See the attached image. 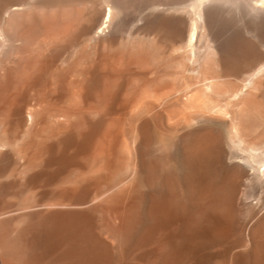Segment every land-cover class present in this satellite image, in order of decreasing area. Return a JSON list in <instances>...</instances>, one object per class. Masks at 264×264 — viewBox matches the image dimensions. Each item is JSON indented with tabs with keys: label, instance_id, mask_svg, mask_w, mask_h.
<instances>
[{
	"label": "bare ground",
	"instance_id": "1",
	"mask_svg": "<svg viewBox=\"0 0 264 264\" xmlns=\"http://www.w3.org/2000/svg\"><path fill=\"white\" fill-rule=\"evenodd\" d=\"M105 1L107 9L102 21H99L98 15L90 17L88 14L86 19L83 18L85 14H78L83 10L75 13V18L81 25L79 32L83 35L88 34V31L91 33L94 26L100 29H93L94 33L88 35L89 40L99 46L103 35L108 36L109 32L111 34L112 27L115 28L116 24L121 25L127 7L122 3L123 0ZM141 1L144 4L146 0ZM257 2L261 5L258 6ZM25 5L24 1L3 6L5 8L0 20V61H5L9 44H18L25 39V36H18L17 31L12 37L6 33L9 26L18 30L20 24H24L30 17L23 13ZM156 9L174 11L169 21L163 22L157 14L149 20V24H166L172 29L170 36L176 43V52L163 55L164 57L155 56L157 54H151L150 50L146 52L145 48L131 40L123 46L126 48L123 51L124 59L120 57L102 68L105 54H101V50L100 54L103 56H99L97 62L81 66L90 75L85 74L89 76H84L83 86L79 85L82 87L80 93L74 85L78 93L74 95L73 91V97L70 94L71 97L66 96L63 101L52 99V102L51 98L47 99L51 103L48 104L50 108L68 115L67 121H61L60 118V121L58 119L49 123L48 132L43 130V124L47 122L45 116L50 109L48 106L35 103L31 106L30 102L27 103L29 100H26L27 111L20 106L5 110L8 106L7 96L12 92L14 94L23 87L30 89L33 86L37 90L36 85L41 82L47 66L42 68L43 62L40 65L38 62L32 63L29 58L21 56L24 54L15 58L16 66L11 68L9 60L5 65L7 67L3 66L0 74L3 78L1 91L4 95L0 98V111H10L4 113L6 117L15 113L21 116L13 125L9 117V121L0 118V176L7 173L9 177L16 176L15 180L0 182V211L16 205L15 202L4 201V196L14 182L26 185L39 177H54L58 172L62 177L71 176L74 182L68 188L63 187L57 197L46 205L38 204L33 207L25 204L29 199L25 197L21 198L20 204L17 203V206L20 205L18 208L1 211L0 264H264V138L248 139L244 137L245 132L235 128L239 142L235 134H231L227 145L211 149L214 141L222 137V130L218 131V136L214 133L217 129L213 115L227 114V106L233 100L239 101L238 98L246 88L256 85V80H259V75L264 71V0H149L142 10L152 12ZM38 11L42 12L41 9ZM46 11L45 9L44 12ZM17 13L23 18L18 22L14 18ZM63 13V20L73 18L68 11L64 15ZM26 15L29 17L24 19ZM45 16L50 15L45 13ZM212 18L214 21H210ZM222 21L232 22L229 32L225 31L227 33L218 38L217 28L220 30L218 25ZM223 25L222 23L221 28ZM137 27L138 23H132L130 33ZM47 28L50 30L51 27ZM64 28L67 30L65 26L59 29ZM238 28L243 29L248 36L236 33ZM56 33L58 34L57 31ZM229 33L234 34L233 40L226 49H222V45H219L220 38ZM51 35L50 38H53V34ZM76 50L74 53L72 51L74 58H70L71 68L79 66L86 56L83 47L77 52ZM96 53L99 54L97 51ZM210 55L217 57L216 67L220 74L240 79L245 70L255 71L241 79L240 88L232 86L231 89L230 85L224 91L216 90L220 88H217V82L221 77L207 74L209 66L212 67L210 62H206ZM113 57L111 56L112 59ZM175 58L179 59L178 64L173 62ZM174 68L183 72V75L184 72L199 71L196 76L191 73L197 79L193 78L191 82L187 80L188 83L184 81L185 85L176 88L172 85L169 90L167 84L170 80L172 82L173 75L170 78L165 75L174 73ZM119 70H136L145 75L148 73L144 72L155 73L161 80L158 81L160 85L167 79L165 84L168 90L162 91L165 84L157 86V78H154V82L149 81L139 91L130 77L124 86L128 89H124L126 92L123 97L119 96L125 82ZM100 77L104 79L100 81ZM153 77L155 76L150 80ZM39 86L40 84L38 88ZM38 90H33L37 92V96L34 93L36 101L40 98V89ZM48 93L43 95L47 98ZM14 97H9L12 98V104ZM33 98L30 100L33 101ZM129 107H132L128 110L131 115L127 116L131 117L129 122L125 118L122 120L123 115L120 119L105 117L106 113L112 111L125 115ZM159 115L162 118L168 117L167 127L159 123ZM125 125H129L128 130L136 131L132 143L130 142L132 147L127 144L130 131ZM158 134L167 138L171 142V148H175L179 169L160 172L159 163L149 160L150 156L146 158L150 155L147 152L152 150L151 145L157 141ZM165 144L167 146L168 143ZM147 149L149 150L146 152ZM12 152L18 153L22 162L18 167L9 169L5 163ZM218 162L224 164L229 177L227 180L217 176L218 170L214 173ZM244 177L247 178L248 185L259 192L257 197L254 192H243ZM102 187L105 188V198L100 201L92 200L90 195ZM17 194L18 192L16 196ZM98 195L95 193V196ZM242 195L257 200L255 207L258 211L254 222L239 226L234 205ZM98 213L109 223L117 225L120 232H124L125 245L122 249H116L112 242L97 231L95 218ZM23 216L28 218L27 222L14 231L8 228L15 219ZM103 221L107 222L105 219Z\"/></svg>",
	"mask_w": 264,
	"mask_h": 264
},
{
	"label": "rangeland",
	"instance_id": "2",
	"mask_svg": "<svg viewBox=\"0 0 264 264\" xmlns=\"http://www.w3.org/2000/svg\"><path fill=\"white\" fill-rule=\"evenodd\" d=\"M24 1H25L26 5L24 6L25 7V10H24L23 13H25V14L27 13V15L30 16L29 17V16L26 15V17L24 18V19H26L27 17H29L28 18L29 20L28 19L25 20V22L28 21V23L26 22L27 23L26 24L24 22V24H20L21 26L19 28H17L18 30H16L15 28H12V27L9 26V28H11V31H9L10 29L7 28V30L9 32L6 31V33H7L8 36L10 35L12 37L13 35H15V34H17L19 32L18 33V36L21 37V35H22V38L25 36L24 37L25 39L22 42L18 43V44H9V50H8L9 53L8 52L6 53L5 61H3V59H2V61H0V73L4 69V67L5 68L7 67L5 65L8 62V60H9V62L11 64V66H10L11 68L13 66H16L17 65V61H16L17 59H15V58H18L21 54H24V55H21L22 57L29 58L32 61V63H33V61H34V63L35 62H38L39 65H40V63L42 64V62H43L44 63L43 64L44 66L42 65V68H44L46 66L48 68L47 67L44 68L45 69L43 71L44 76H43L41 82L39 83L40 84L39 88H38V85L39 84L36 85L37 86V90H36V87L33 86L34 88L33 87H30V89L27 87L28 90L26 89V87H25V89L23 87L22 90L20 89V92H19V90H17L16 92H14V94H12L13 93L12 92L10 94L12 96V98L15 96L14 97V100H13V104H12V98L11 99L9 98L11 96L8 95L7 96V98H8V106H11V105L12 106H11V108L10 107L8 108V106H7L5 110H10V109L12 110V108H14L16 106L17 107L20 106L22 108L25 107L24 110L27 111L26 106L28 107V104L27 103H29V102L31 103V104L29 103V105H31V106L34 103L37 104V105H42L43 104L44 106H48V104L51 105L50 101L52 102L53 100H56V99H57V101H63L66 96H68V97H71L72 96L73 97V91H74V95L77 94L78 92L80 93V90H81L82 87H80L79 85L83 86L85 84V80H84L85 77L84 76H89L90 75V72H87V71L82 70L81 69V66H86V65H88L89 62L90 63L95 62V61L97 62L98 61V57L99 56H103L104 54H105L104 55L105 57H104V60H103L104 63L102 62V64H103V66H101L102 68L107 67V65L110 64L113 60H117L120 57H122L124 59L125 55H123L124 54L123 51H125L126 48L123 47V46H126V43H129L131 40H134V42L136 41V43H138L137 45H140L141 48H145L147 50L146 51L144 49L146 52H150L151 51L150 52L151 54H153L152 52H154L155 54H157L155 56H163V55L167 56V54H171L173 52L174 53L176 52V48H177L176 47V43H175L174 39L172 38V36H170V35H172V29L168 25H166V24H162L163 26L162 25H159V24H157V25H153V24L150 25L149 24V20L152 19V18H155L157 14H158V16H160L161 19H163V22L169 21V19L173 16L174 11H172V10H170V11H159L158 9H156V11L153 10L152 12H150V11L147 12V10H142L147 5V3L149 2V0H146V1L144 0L145 1L144 4L141 3L142 2L141 0H133V1L132 0H123L122 3L124 4V6H127V7H125L126 12L124 13V15L122 17V20H121L122 23L120 22L121 25L120 24H116L115 28L112 27V30L113 29L114 30L116 29V30L115 31H112L111 30V34L109 32L108 33V36L107 35H103V37H102L103 40L101 39L102 42H101L100 46L97 45V44H95L94 42H92L88 38V35L89 34L91 35V33H94V31H92L93 29L95 31L96 30H100V29H98L96 26H94L93 29L91 28L92 29L90 31L91 33H89V31H88V34L86 33V34L83 35L82 33L79 32L80 31V28H81V25H80V22L77 21V19L75 18V16L77 14V10H79V11L83 10L82 11L83 13L82 12H79L78 13V14L81 13V16H83L85 14V16H83V18L86 19L88 17V14L90 15V17L92 15H96V16L98 15V17L100 19L99 21H102L103 20L104 13H105V10L107 9V5H106V1L105 0H0V20H1V17L3 16V10L6 7V5H9V3L12 4L14 2L17 3V2H24ZM145 3H146V5H145ZM256 4L258 6L261 5L260 2H257ZM143 5H145V6H143ZM3 6H5V7H3ZM141 7H142V9H141ZM39 9H41L42 12L38 11ZM45 9L47 10L46 12H44ZM86 9H87V11H86ZM33 10H35V11L33 12ZM62 10H64L63 11L64 13H65V11H68V13H70L73 18L72 19H69V20L68 19H64L65 20L64 21L62 15H61L63 12H61V14H60V11H62ZM30 11H32V12H30ZM143 11L144 12L146 11L145 12L146 14ZM48 12L49 13L51 12L52 15L54 13V15L52 16L51 13L49 14ZM28 13H30V14H28ZM45 13H46V15H50V16H45ZM64 13H63V15H64ZM180 13H182V12H180ZM180 13H177V14H180ZM18 14L19 13L15 14V16L13 15L14 18H16V21L17 22H18V20H22L23 19L22 16L20 14L19 15ZM184 14H186V13H184ZM141 15H143L142 20L140 19ZM47 19H49V20H47ZM48 21H49V23H48ZM75 21H76V23H75ZM146 21H148V23ZM210 21H214V19L213 20H210ZM65 22L68 23V24H66ZM230 22H232V21H228V22L222 21L218 25V27H220V30H219V28H217V35H219L218 38L220 36H224V34L227 33L225 31H227L229 29V27L231 25ZM132 23H138V26H139V27L136 28V30H134V32H132L133 34L130 33L131 32L130 30H131ZM222 23L224 24L223 25L224 30H223V28H221L222 27ZM227 23H229V24H227ZM42 24H43V26H42ZM50 24L53 25V26H51ZM23 25H25V26H23ZM117 25H119V26H117ZM18 26H16V27H18ZM48 26L51 27V28L54 27L55 30L58 32V34L56 33V31H54V28L53 29L50 28V30H49L47 28ZM63 26L67 27V30L65 28H64L65 31L59 29V28H63ZM226 27H227V29H226ZM45 28H47V29H45ZM158 28H160V29H158ZM238 29L236 30V33H242L243 35H245L243 29H241V28H238ZM16 31H17V33H16ZM24 31L27 33L26 34L27 36L25 35V32ZM47 32L48 33L50 32L51 34H53L54 37L53 38H50V35L51 34L50 33L48 34ZM59 32H60V34H59ZM228 32H229V30H228ZM262 33H263V31H262ZM81 34H82V36H80ZM229 35H231V36H229ZM169 36H170L171 39L169 38ZM245 36H248V35L246 34ZM51 37H52V35H51ZM56 37L57 38L59 37V38L57 39ZM232 37H234V34L232 35L231 33H229V34H227V36L220 38V41L221 42L218 39L219 45L220 44L222 45V47H221L222 49H226L228 47V45L230 44L231 40H233ZM44 38H46L47 40L45 41ZM38 40H40V41H38ZM110 40H112V41H110ZM76 41H78V42L76 43ZM82 43L86 47H88V48H86ZM87 43L89 44V46H88ZM80 44H82V45H80ZM106 44H107V46H106ZM144 44H145V46H144ZM96 46H98L99 48L96 47ZM70 47H72V48H70ZM82 47H83L84 53L86 55V56H84L85 59L83 57L82 61L79 64L80 67L78 65H76V66H74V67L71 68L70 67V63L72 62V59H70V58H74L73 57V53L75 52V49H77L76 50V52H77L78 49L81 50ZM102 47H103V49H102ZM111 48H113V50ZM116 48L119 49V50L116 51L117 50ZM120 49H122V50H120ZM85 50H87V51L85 52ZM95 50L99 54L101 53V50H102V53L101 54H103V55H101V54L100 55L99 54L97 55V53H96ZM103 50L105 52H103ZM158 50H159V52H158ZM38 51H40V52H38ZM72 51H73V53H72ZM119 51H121L122 54ZM11 53H13V55H11ZM59 55L60 56L62 55L63 57L61 56L62 57L61 58ZM111 56H114L113 57L114 59H112ZM110 59H112V60H110ZM177 59L178 58H175V60H173V62L176 61V63L178 64L179 63L178 62L179 59L178 60ZM69 60H70V62H68ZM83 60H85L86 62L85 61L83 62ZM109 60H110V62H108ZM206 62H207V64H209V62H210V64H212V67H211V65L209 66L210 69L207 70L208 71L207 74L210 75L212 73V76H220L221 77L220 80H218L219 82H217V88H219V87L220 88L219 89H216V90H221V91H224V90L228 89L230 85H231L230 86L231 89H232V86H233V88H235V86L238 87V88H240V86H241L240 84L242 83L241 79L244 78L245 75H248V73H253L255 71V69H253V70L252 69L245 70L244 73L242 74V76L239 79V78H235L234 76L233 77H231V76L229 77V75H227V74H220L219 71L217 70V67H216L217 62H218L217 57H214L213 58V56L210 55V57H208V59L206 60ZM38 63H36V64H38ZM85 63H87V64H85ZM176 68H178V67H176ZM176 68H174L175 69L174 70L175 71L174 73H171L170 72V75H169V73H167L168 75H165V76H168L167 78H170V76L173 75L171 77L172 82H170L171 80L170 81L168 80L169 81L168 84H167V85H169V87H167L168 89L169 88L171 89V86L172 85H174L175 86L174 88H176L178 86L180 87L182 84L185 85V83H188L187 80H189L191 82V79H193V78L197 79L196 77H193V75L196 76V73H198L199 71H196V72L195 71H191V73H193V75L190 72H188V73H190V75L188 73L184 72L185 74H188V76H186L185 74H184L185 75L184 76L183 75V72H181L182 73L181 74L180 72L177 71L178 69L176 70ZM169 70L172 71L173 69H169ZM86 73H89V75H85ZM144 73H146V74L148 73V74L145 75V74H142V72L139 73L136 70L135 71L134 70H127V71L123 70L122 72L120 71V74L122 76H124L122 78V80L125 81V82H123L122 92L120 93L119 96L122 95V97H123V94H125L126 91H124V89L126 87H124V86H126L125 83L127 82V79L130 78V77H132L131 78V81L133 82V84L135 86L138 87L139 91L140 90L142 91L150 83L149 81L154 82V78L155 79L157 78V80L155 81V82L158 83L157 86H161V87L167 81V79H166L165 83L161 82L162 85H160V83L158 81H161V80H159L158 77H156L155 73L154 74L152 72L151 73L150 72H144ZM151 75L152 76H155V77L152 78L153 80H150V78L152 77ZM191 75H192V78H191ZM197 75H199V74H197ZM201 75L202 74H200V76ZM259 76H260L258 78L259 80L258 81L256 80V83H255L256 85H253V86L249 87V89L246 88L243 91V93H242L243 96L241 94V97L238 98L239 101L233 100L227 106L228 107V113L227 114H220V116H219V114L218 115L215 114V116L213 115V117L215 119V122H216V123H214V125H215V127L217 129V130H215L216 132H214V133H215L216 136H218V133L222 130L220 132L222 134L221 135L222 137L221 138H217L215 140L216 142L214 141V144L211 145V149L212 150H215V149H218L219 147H222L224 145H227V142L229 141L228 138L230 137L229 135H231V134L232 135L235 134L236 139L239 142L240 138L237 135V133L235 131V128H239V130H242L241 131L242 133L245 132L244 133V135H245L244 137H246L248 139H251L252 138V139L256 140V139H259V138H262V137L264 138V71H262V73ZM1 77H2V75L0 76V92H1L0 93V98H2L3 95H4L2 93V91H1V84H2V80L1 79H3ZM144 77H145V79H144ZM100 79H101L100 81H102L104 78H101L100 77ZM75 81H77V82H75ZM78 81H80L81 83L78 82ZM184 81H185V83H184ZM228 83H229V85H228ZM221 84L222 85L225 84V85L222 86ZM70 85L72 87L75 85L74 87H77V91L78 90L79 91L77 92L76 91V88H74V87L71 88ZM167 85L165 84L161 88L162 91L168 90L166 88ZM227 86H228V88H227ZM38 89H40V92H38V95L40 93V98L37 99V101H36L37 92H34V91H39ZM126 89H128V88H126ZM43 91H45V92L43 93ZM17 92L19 94H17ZM48 92H50V93H48ZM30 93H32V96L35 99L32 96L30 97ZM34 93L36 94V96H34ZM47 93L49 95L51 94V96L48 95L47 98H46L44 95H46ZM244 93H245V97H244ZM70 94H71V96H70ZM246 94H247V96H246ZM32 98H33V101H31ZM47 99H50V101H48ZM26 100L27 101L29 100V101L25 105ZM45 101H48V102L45 103ZM48 107L50 108V106H48ZM173 107H175V105ZM176 107H177V105H176ZM131 109H132V107L131 108L129 107L127 109V112L128 113L125 114V115L124 114H120V112H118V113L115 114V112L112 111V112L106 113L105 114V117L108 118V117H113L114 116V118L120 119V117L123 115L124 117L123 116L121 117L122 120L124 121V118H125V119H127L126 121L129 122L131 120L130 119L131 117H127V116L130 115V111H128V110H131ZM48 110L49 111H48V113L45 116V120H47V122L45 121V123L43 124L44 125L43 126V130H45L46 132H48L50 130V126H49L50 124L49 123H51V122H53L55 120H58V119H59L58 121H60V118H61V121L62 120H64V121L66 120L67 121L68 120V118H67L68 115L66 116L65 113H63L61 111H58V110H55V109H52V108H50ZM8 112H10V111H8ZM8 112H1L0 111V118H4L5 120H8L10 118L12 125H13L14 122H18L19 116H21V114L15 113L13 115H8L6 117V114H4V113H8ZM11 113H12V111H11ZM13 118L16 119V121H14ZM161 118H162L161 115L157 116V120L159 119L158 120L159 123L162 124L163 126H166L167 127V124H168V121H169L168 117H164L162 119ZM50 119H51V121H50ZM170 119H172V118H170ZM122 120H121V122L119 120V122L122 123ZM126 121L124 122V124H126ZM46 123H48L47 124V127H45L46 126ZM14 124H16V123H14ZM125 127L128 130L129 125H125ZM129 131L130 130H128V132ZM131 131H130V133L128 135L129 137L127 139V141H128L127 144H128L129 147H132L131 146V143H132V140L134 138V134L136 132L135 130H131ZM159 136H161V135H159V134L157 135V141L153 144L154 147H152L153 145H151V149L152 150L150 149L151 151H149V152H147L149 149L146 150V152L148 154H150V155L146 156V158H148L150 156L148 158L149 160H152L153 159L152 161L155 160V162L157 164L159 163L158 165H159V168H160V172H163V171L165 172V171H169V170H176V168L179 167L178 166L179 164L177 162L178 161L177 160V156L178 155L176 153V150H175V148L173 146L171 148V145H169L171 142H169V140H167V138H164L162 136L159 137ZM163 138H164V140H163ZM159 142L160 143H163L164 145L163 144L161 145ZM165 143H168L167 146H165L166 145ZM155 148H156V151L158 150L157 152L154 151ZM13 153H14L15 156L13 155ZM17 154L18 153H16V152H12L10 154V156L7 158L6 163H5L8 166L7 168L11 169L13 167H18L20 165V163L22 162V159L20 158V155L19 154L17 155ZM151 155H154V156H151ZM215 169L216 170H213V171H214V173H216V171L218 170L216 174H218L217 176L220 179L227 180L229 178L228 177L227 170H225L226 168H225V166H224V164L222 162H218L216 164V168ZM62 176L63 175L58 172L54 177H51V178L39 177V178H37L35 180L29 181L26 185H20L19 182L18 183L17 182H14V184L11 185V188H9V192L4 196V201L6 203H13V202H15L16 205L12 206L11 208L8 207V209L5 208L4 210H1V211L4 212V211L9 210V209H14L16 207L18 208V206H20V205L17 206V203L20 204L22 202V199L25 198V197H28L29 198L27 200V202H25V204H31V206H33V207L36 206V205H38V204L46 205L48 202L51 203L52 200H54L55 196L57 197V195L60 193V190H62L63 187H64V189L67 186L70 187V185H72L73 182H74V179L71 176H70V178L69 177L66 178L65 176L64 177H62ZM0 177H1L0 178V182L1 181L15 180V178H16V176H13V177L10 176L9 177L8 176V173L5 174V175H2ZM213 178L214 177H212L211 180H213ZM243 179H244V181H242V188L244 189L243 192H250V191L251 192H254V193H256L255 197H257L258 194H259V192H257V190L254 187H250L248 185V181H246L247 178L245 179V177H244ZM60 187H62V188L60 189ZM102 188H101V190H97V192H95L96 191L95 190L90 195L91 198H92V200L100 201V200H102V199L105 198V193H104L105 192V188H103L104 190ZM16 191L18 192L17 196L19 198L16 196V193H17ZM101 191H103V192L101 193ZM29 192H30V194H29ZM95 193H96V195H98L99 193L102 194V195L95 196ZM12 196L16 197L17 200H16V198L14 199V197H12ZM242 196L240 197V199L238 200V202L234 205V209H235V211H237L236 213H238L237 214V223H239V226H240V224H241V226L250 225V223L254 222V220L256 219V217H254V216H256V213L258 211V209L255 207V203L257 202V200H255L253 198H252L253 200H251V198H247V197H246L247 198L246 199L244 195H242ZM30 199H32L33 201L30 200ZM39 199H40V202H39ZM248 199H250V200H248ZM235 206H236V208H235ZM1 211H0V213H1ZM101 216L102 215L100 213H98L97 216H96V218H95V223H96V229H97V231H99V233L101 235H103L110 242H112L115 245L116 249L117 248L118 249H122L124 247V245H125V235L123 234L124 232L122 230H121L122 232H120L119 227L117 225H115L113 223H109V221L106 220V218L104 216H102V217ZM102 218H104L105 221H107V222H104L103 221L104 219H102ZM27 221H28V218L26 216H23V218L18 217L17 219H15L12 222L13 224L11 223V224H9L10 226L8 225V228L11 229L12 231H14V229H16L18 226L22 225L23 223H25ZM116 228H118V229H116Z\"/></svg>",
	"mask_w": 264,
	"mask_h": 264
}]
</instances>
